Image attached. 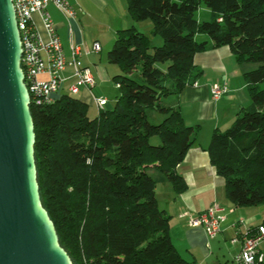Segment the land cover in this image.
Returning <instances> with one entry per match:
<instances>
[{
  "label": "trees",
  "instance_id": "trees-1",
  "mask_svg": "<svg viewBox=\"0 0 264 264\" xmlns=\"http://www.w3.org/2000/svg\"><path fill=\"white\" fill-rule=\"evenodd\" d=\"M202 6L208 15L199 20ZM127 7L133 19H150L163 43L134 26L119 31L106 55L121 70L112 77V106L90 118L72 94L29 105L40 199L74 264H189L171 241L151 171L182 192L176 165L198 126L162 98L194 83L198 51L228 46L237 64H255L244 72L250 102L229 127L212 131L206 150L233 204L264 203V0H127ZM148 110L163 119L149 122ZM154 136L159 144L150 143Z\"/></svg>",
  "mask_w": 264,
  "mask_h": 264
},
{
  "label": "crops",
  "instance_id": "crops-1",
  "mask_svg": "<svg viewBox=\"0 0 264 264\" xmlns=\"http://www.w3.org/2000/svg\"><path fill=\"white\" fill-rule=\"evenodd\" d=\"M76 9L75 19H67L53 4L47 10L61 39L63 52L70 56V46L80 47V60L88 66L95 79L91 88L80 87L76 98L88 107L99 111L94 100L107 99L108 90L117 86L112 77L119 68L110 67L107 52L120 30L134 26L137 30L150 34L151 20L137 21L128 11L127 0H68ZM201 13V12H200ZM208 10L203 9V16ZM35 24L46 39L47 34L39 15H34ZM200 38L207 39L201 35ZM99 42L100 50H91L92 43ZM199 75L193 84L186 85L178 94L170 96L172 106L178 105L186 125H201L195 143L188 148L176 171L183 177L186 188L176 193L170 182L151 171L156 179L155 197L158 207L169 215V234L176 251L189 264H234L233 257L240 249L241 238L246 230L264 219V203L259 205L236 206L225 194L224 179L218 175L210 162L206 146L215 128L224 130L232 123L237 112L248 102L245 94L246 82H241V73L247 64H237L228 46L207 48L193 57ZM47 78L46 74L39 75ZM62 82L57 97L70 94L68 86L74 81L72 68L67 66L61 72ZM213 84L225 85L227 91L217 100L211 96ZM103 107V108H104ZM210 208L216 214L224 215L221 230L213 237L201 225L191 226L189 218Z\"/></svg>",
  "mask_w": 264,
  "mask_h": 264
},
{
  "label": "water",
  "instance_id": "water-1",
  "mask_svg": "<svg viewBox=\"0 0 264 264\" xmlns=\"http://www.w3.org/2000/svg\"><path fill=\"white\" fill-rule=\"evenodd\" d=\"M11 0H0V264H74L39 194L35 133Z\"/></svg>",
  "mask_w": 264,
  "mask_h": 264
},
{
  "label": "built area",
  "instance_id": "built-area-1",
  "mask_svg": "<svg viewBox=\"0 0 264 264\" xmlns=\"http://www.w3.org/2000/svg\"><path fill=\"white\" fill-rule=\"evenodd\" d=\"M21 47L20 68L23 81L29 94V105H44L55 101L61 86V72L67 66L72 68L74 81L68 86L70 94H76L80 87L91 88L95 84L94 75L88 66L80 60V47L70 46V56L62 49L61 39L55 31L54 24L47 10L53 4L67 19H75L77 12L68 0H11ZM40 17L47 34L44 39L34 21V15ZM91 50L98 52L100 44L94 41ZM46 74L47 78L39 75ZM227 88L225 85L213 84L211 96L219 99ZM105 97H97L94 103L98 109L106 104ZM224 215L216 214L213 208L189 218L191 226L201 225L208 236L213 237L221 230ZM264 242V225L246 230L241 238V245L234 255V264H264L261 243Z\"/></svg>",
  "mask_w": 264,
  "mask_h": 264
},
{
  "label": "rangeland",
  "instance_id": "rangeland-1",
  "mask_svg": "<svg viewBox=\"0 0 264 264\" xmlns=\"http://www.w3.org/2000/svg\"><path fill=\"white\" fill-rule=\"evenodd\" d=\"M203 9L204 10H207V8L206 7H204V6H202V7H200L199 8V10H198V12H197V17H198V19L199 20H203V19H206L204 16H203ZM201 12V13H200ZM148 20H150V19H148ZM144 33V32H143ZM146 34V33H145ZM150 38H151V42H152V44L153 45H161L162 43H163V39H162V37L159 35V34H156V35H154L153 33H152V31L150 32V34H147ZM198 39H201L200 37L198 38ZM202 51V50H201ZM161 67H163L164 66V64H159ZM115 66V68H119V70H118V72H116V73H120L121 72V70H120V66L118 65V64H110V67H114ZM247 66V68H252L253 66H255V64H247L246 65ZM244 72L245 71H242V73H241V82L242 81H244V82H246V79H245V77H244ZM138 74V70H136L134 73H133V76H135V75H137ZM244 91H245V94H246V97H247V99H248V102H245L244 103V105L243 106H247L248 105V103L250 102V96H249V92H248V89H247V84H246V86H245V89H244ZM115 94V90L113 89H109L108 90V97H109V107H111L112 106V102H111V100L113 99V95ZM172 96V95H171ZM170 96H167V97H163L162 98V103L164 104V105H171V102H170ZM87 114H88V116L90 117V118H92V117H94L96 114H95V108L93 107V108H90V107H88V111H87ZM163 119V115H161V114H159L157 111H155V110H148L147 111V120L149 121V122H151V123H158V122H160L161 120ZM196 126H198V132L201 130V125H196ZM198 132H197V134H198ZM150 143L151 144H159L160 143V140H159V138L157 137V136H154V137H151L150 138ZM207 147V146H206ZM153 175V174H152ZM261 246H262V249H263V253H264V242L263 243H261Z\"/></svg>",
  "mask_w": 264,
  "mask_h": 264
}]
</instances>
